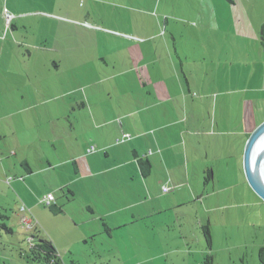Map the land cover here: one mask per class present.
Instances as JSON below:
<instances>
[{"label":"crops","instance_id":"crops-1","mask_svg":"<svg viewBox=\"0 0 264 264\" xmlns=\"http://www.w3.org/2000/svg\"><path fill=\"white\" fill-rule=\"evenodd\" d=\"M125 1L128 4L121 7L127 14L117 13L116 5H97L96 9V19L108 18L120 29L101 26L94 18L91 22L90 11L81 26L84 42L80 43L79 50L85 56L90 52L88 36L97 39L94 44L97 49L99 36L112 42L111 47L103 46L101 52L97 51L100 66L96 77H88L83 70V86L91 91L82 89L83 93L78 95V89L73 91L66 87L65 77H58L63 64L57 59L53 64L58 73V78L54 79L57 84L55 89H48L57 90V93L52 92V98L47 99L43 91L45 86L51 87L48 80L38 76L37 60L33 59L44 49L38 42H29L32 40L25 31L21 37L28 41L21 46L27 49L29 58L22 54L20 58L15 57L21 51L20 45L14 43L19 29L8 26L3 12L8 9L9 0H0V81L10 66L28 65L27 75H22L24 85L17 96L23 101L22 107L16 112L39 110L52 101H63L64 104L52 112L55 116L49 121L48 148L57 155H48L46 150L41 155L38 146L37 156L21 159L26 163L27 173L20 172L23 180L17 183V188L26 189L30 181L46 182L56 178L59 183L55 191L68 189L74 199L79 195L90 198L98 194L105 196L108 192L107 181L100 177L109 181L118 178L133 195L127 206L134 217L132 223L144 221L148 228L150 220L156 227L153 217L161 216L157 223L162 225L165 223L163 214L195 200L194 191H187L186 200L181 198L182 189L189 187L192 178H201L203 173L211 178V171L215 172L216 178L220 159L211 153L216 147L225 145H216L213 139L209 144L216 129L234 131L236 139L228 145H233L235 151L234 170L246 184L243 172L245 144L251 133L264 122V47L259 37L264 23V0H226L231 7L224 0H183L185 5L182 4L180 9L176 5L179 1L172 0L176 2L173 10L191 18L186 27L191 32L189 40L185 27L180 29L179 25H170L168 20H165L168 24L162 26L161 18L153 16L149 0L147 9L129 3L136 0ZM228 12L230 27L227 28L225 17ZM246 37L256 42L259 52L250 64H243L249 51L239 40ZM72 49L75 46L63 43L54 51ZM253 64H256L255 69L249 71ZM65 65L81 71L82 66L88 67V61L86 57L67 60ZM242 65L245 70L240 68ZM215 66L220 68L218 73L213 69ZM43 67L47 74L53 71L51 67ZM1 90L0 83V97H4L5 92ZM73 95L79 96V102L71 101ZM74 113L79 116L72 120L70 115ZM3 122L4 118H0V127ZM11 129L12 133L14 129ZM123 133L130 138L121 141ZM15 135L26 148H36L34 141L18 138V132ZM93 146L96 151L88 153ZM17 154L18 150L14 152L16 157ZM31 159L36 167L30 163ZM140 160L151 164L150 174L146 177L142 174ZM12 183L13 180L7 184ZM164 186L173 190L165 194ZM143 191L148 197L136 196ZM107 200H112L110 194ZM88 209L94 213L93 209ZM28 211L26 207L24 213ZM113 213L116 214L113 211L111 216L103 214L102 217H110L115 227L122 226L125 221L120 222L119 216L113 219ZM104 224L110 229L109 224ZM147 242L145 239L144 247ZM151 252L148 251V263L157 258Z\"/></svg>","mask_w":264,"mask_h":264},{"label":"rangeland","instance_id":"rangeland-1","mask_svg":"<svg viewBox=\"0 0 264 264\" xmlns=\"http://www.w3.org/2000/svg\"><path fill=\"white\" fill-rule=\"evenodd\" d=\"M177 1L179 2L176 4L172 0H149L152 14L161 18L162 26L170 23V25H179L180 29L181 27L186 29L189 26L187 20L191 18L173 10L175 4L179 9L182 4L185 5L183 0ZM129 3L148 8L146 5L148 0ZM124 4L128 3L125 0L119 2L116 0H9L7 10L14 15V18L8 26L19 29L14 43L20 45L18 47L21 51L15 57L20 58L22 54V57L29 58L25 51L27 49L21 46L28 41L21 37V33L25 31L28 32L26 36L32 40L29 42H38L44 49L33 59L37 60L38 76L48 80V85L51 87L45 86L43 91L47 99L52 98V92L57 93V90L48 89H55L54 85L57 82L54 79L58 77L62 79L65 77L66 84H63L73 91L78 89L76 92L78 95L83 93L82 89L86 92L91 91L90 88L86 89L83 86L82 80L85 76L83 70L88 73V77H96L100 66L97 51L99 49L101 52L103 46L111 47L112 42L109 38L100 39L99 36L97 49L94 45L97 39L88 36L90 52L85 56L83 51L79 50L80 43L84 42L81 26L86 22L87 12L90 11L91 22H94L92 19L94 18L101 26H116L114 28L120 29L118 24L110 23L108 18L96 19L98 13L96 9L97 5L98 7L116 5L114 10L117 13L127 14L128 12L121 7ZM227 4L230 6L229 2ZM229 18L228 12L225 17L227 28L230 27ZM165 20L169 22L165 24ZM186 32V39L189 40L191 32L188 29ZM168 37L170 38V35ZM232 37L236 38L233 33ZM239 40L249 51L248 58L243 59V64L252 63L259 56L258 47H255L256 42L247 37ZM63 43H70L75 49L55 52L54 49L60 48ZM258 43L260 45V41ZM230 46L234 48L232 43ZM85 57L88 67L82 66L81 71H77L75 66L65 65L67 60H79ZM57 59L63 64L59 74L53 68ZM44 65L46 69L51 67L53 71L47 74ZM255 66L256 64H253L249 71H253ZM29 68L28 65L10 66L4 78L2 77L3 80L0 81L1 91L5 92V96L0 97V118H4L0 129V264H36L29 258L30 245L34 238L40 237L53 242L64 264H205L207 257H212L213 264H262L259 253L264 248V202L248 182L243 183V177L238 178L234 170L235 151L233 145H228L236 139L233 130L216 129L215 137H210L208 140L209 144L212 139L216 145L225 144L216 147L215 152L211 153L212 156H218L220 159L216 178L214 171H211V178H208L207 173H203L201 178H192L189 187L182 189L181 198L186 200L187 191H194L195 200L163 214L162 219L165 223L162 225L157 223L161 216L153 217L156 227L151 220L148 228L144 221L132 223L134 217L127 206L132 202L133 195L118 178H111L109 181L100 177L99 179L107 181L108 192L105 196L98 194L90 198L79 195L74 199L68 189L55 191L59 183L56 178L47 179L46 182L30 181L26 189L17 188V183H22L23 180L20 172L27 173L26 163L21 159L37 156L38 146L41 155L45 154V150L48 155H57L48 148L49 121L55 116L52 112L64 105L63 101H52L39 110L16 112L17 108L22 107L23 102L17 97L24 85L22 75L24 73L27 75ZM240 68L246 69L243 65ZM213 69L216 73L220 71L218 66ZM78 95L72 96L73 103L79 102ZM76 115L79 116V113L70 115L72 120ZM11 128L14 129L12 133ZM5 131L6 135H4ZM15 132H18V138L37 143L36 148H26L25 143L17 140ZM16 150H18L17 157L14 155ZM34 162V159L30 160V163L36 167ZM7 179H13L12 185L7 184ZM48 191H54L53 195L56 199L54 205L62 210L61 213H57L56 208L51 210L41 202ZM108 194L112 197L110 202H107ZM138 194L143 198L148 197L144 191L136 193V196ZM109 204L110 207H107ZM22 206L28 208V213L21 212ZM88 208L93 209L94 213ZM113 211L116 212L112 214L113 219L119 216L120 222L125 221L122 226L115 227L110 217H102L103 214L107 216ZM23 218L33 220L32 226ZM105 222L110 225H108L109 232L103 225ZM3 224L12 231L8 232ZM206 226L212 237L211 247L203 231V227ZM145 239L148 240L146 247H144ZM148 251H152L151 254L157 257L151 263L147 262L150 256Z\"/></svg>","mask_w":264,"mask_h":264},{"label":"trees","instance_id":"trees-1","mask_svg":"<svg viewBox=\"0 0 264 264\" xmlns=\"http://www.w3.org/2000/svg\"><path fill=\"white\" fill-rule=\"evenodd\" d=\"M260 40L262 43V46L264 47V23L261 27L260 30ZM140 167L142 169V174L144 177L148 176L150 174L151 170V164L148 161L145 160H140ZM208 179V178H207ZM51 210L57 209V213H61L62 210L57 208L54 204L52 206H49ZM2 217V216H1ZM8 232H11L12 230L6 225H2ZM106 227L107 231L109 232V228L104 224ZM204 235L206 237L207 243L209 247L212 246V237L209 228L203 227ZM260 258L262 264H264V248L260 250ZM29 258L36 262V264H64L62 259L59 256V253L54 246L53 242L45 239V238H34V240L31 242L30 245V255ZM205 264H213V259L212 257H207L205 259Z\"/></svg>","mask_w":264,"mask_h":264},{"label":"water","instance_id":"water-1","mask_svg":"<svg viewBox=\"0 0 264 264\" xmlns=\"http://www.w3.org/2000/svg\"><path fill=\"white\" fill-rule=\"evenodd\" d=\"M243 168L248 184L264 202V122L248 138Z\"/></svg>","mask_w":264,"mask_h":264},{"label":"built area","instance_id":"built-area-1","mask_svg":"<svg viewBox=\"0 0 264 264\" xmlns=\"http://www.w3.org/2000/svg\"><path fill=\"white\" fill-rule=\"evenodd\" d=\"M3 13H4V17L6 18L7 24H9V23L13 20L14 15L10 14V13L8 12L7 9H5ZM126 138H130V135H128V134H126V133H123L121 141L126 140ZM95 151H96V148H95V147H92V148H90V149L88 150V153H94ZM12 180H13V179H8V180H7V183L9 184ZM172 190H173L172 187H169V186H164V187H163V192H164L165 194L170 193ZM55 201H56L55 196H54L52 193L46 194V195L42 198V200H41V202H43V203H44L45 205H47V206H52V205L55 203ZM25 211H26V207H25V206H22V208H21V212H25ZM23 220H24L28 225L32 226V224H33V221H32V220H29V219H27V218H23Z\"/></svg>","mask_w":264,"mask_h":264}]
</instances>
